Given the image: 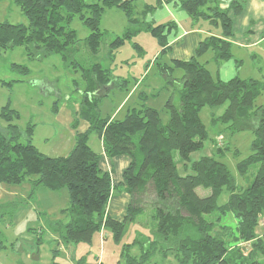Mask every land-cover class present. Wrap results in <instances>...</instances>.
I'll return each mask as SVG.
<instances>
[{
	"label": "trees",
	"instance_id": "trees-1",
	"mask_svg": "<svg viewBox=\"0 0 264 264\" xmlns=\"http://www.w3.org/2000/svg\"><path fill=\"white\" fill-rule=\"evenodd\" d=\"M136 1L12 0L28 20V25L0 21V54L17 46H24L27 54H31V46H34L44 54H59L67 62L79 41L76 31L70 27L76 16L89 30L87 47L96 55L101 38L106 34L100 27L102 15L113 7L124 13L127 27L110 42L109 58L125 40L142 31L156 40L160 54H167L170 51L167 38L174 22L153 24L145 18L171 0L146 4L138 16ZM243 1L232 0L227 8H221L219 0H176L193 23L205 21L209 29L217 27L220 33L203 37L188 60L173 59L159 67L165 86H172L178 92L177 104L173 94L164 104L168 113L165 124L161 122L159 112L144 103L128 108L122 119L101 118L97 101L106 95L108 84L122 88L126 82L118 79L112 82L109 68L98 62L83 73L87 88L79 110H72L71 127L76 128L78 119H82L88 128L75 133L74 144L65 155L48 156L39 152L31 142L32 125L26 128V142H21L15 123L19 114L8 103L3 106L0 118L6 126L0 127V184L16 185L29 180L31 194L39 186L51 191L66 188L69 206L62 211L68 214L69 221L56 224L65 244H90L93 235L102 229L108 230L113 241L118 243L127 226L144 212L138 205V197L151 186L156 200L152 203L151 223L149 221L151 237H154L150 248L160 246L165 253L173 251L177 264H262L255 256H264V240L256 235L255 228L264 213V107L255 105V101L264 90V83L239 76L220 80L216 72V77L212 76L206 65L208 61L197 60L211 51V60L218 69L223 62L233 58L229 40L233 36V21L229 12L233 15L241 13ZM134 47L142 52L138 44ZM72 63L78 64L75 60ZM235 65L238 68L240 61ZM11 68L29 74L25 65L14 63ZM174 68L182 69L180 78L172 76ZM12 84V81L2 82L8 88ZM221 105H225L224 112L213 118L214 121L228 124L231 131L250 129L254 135L251 153L236 164L241 175L256 166L250 184L243 189L238 188L228 167L213 155L186 162L192 152L203 147L208 137L199 115L201 109ZM52 109L56 112V105ZM93 133L102 140L106 156L126 155L129 158L122 184L131 200L121 219L106 213L113 186L109 173L100 168L101 155L89 145ZM216 146L215 154L219 157L229 149L226 143ZM179 163L184 166V171H188L186 174H178ZM198 187L205 191L204 195L197 192ZM224 187L229 194L226 202L218 205L216 200ZM212 214L216 215L214 221L206 218ZM226 214H232L237 222L236 234L232 236L225 227H222L223 231L215 230V223ZM227 235L234 242L233 246L227 244ZM135 242L137 239L133 244ZM247 242H251L250 250L242 245ZM127 246L124 245L123 250ZM151 253L152 250L142 252L139 260L129 256L127 264H145Z\"/></svg>",
	"mask_w": 264,
	"mask_h": 264
},
{
	"label": "rangeland",
	"instance_id": "rangeland-1",
	"mask_svg": "<svg viewBox=\"0 0 264 264\" xmlns=\"http://www.w3.org/2000/svg\"><path fill=\"white\" fill-rule=\"evenodd\" d=\"M94 2L96 0H85ZM154 3V0H137L135 12L143 9L144 4ZM140 17V15H139ZM0 21L9 23H22L28 25V20L22 14L20 8L12 0H0ZM201 25L206 26L202 21ZM70 27L76 31L79 41L73 48L71 59L64 62L59 54H44L34 46L31 54H27L24 46H17L7 49L0 54V110L7 103L10 108L16 110L19 118L15 121L18 130L19 140L26 142L25 131L27 126H33L31 142L39 152L48 156H61L67 154L71 148L70 139H74L68 129L57 119L52 111L53 106L59 107L63 103L79 105L83 101V92L87 88V81L83 75L95 62L101 63L109 68L112 75V82L125 80L122 88L113 87L109 83L106 95H102L97 101L99 116L105 118L122 119L128 108L138 107L144 103L146 106L155 108L159 112L161 122L165 124L168 120V113L165 109V102L173 94L174 102L178 103V92L172 86H165V79L159 73V67L163 63H170L165 54H157L159 50L156 40L147 32H139L130 40L115 50L112 58L108 56L109 44L116 37L120 36L127 27V20L124 13L116 7L107 9L102 15L100 27L106 30L101 38L99 51L96 55L90 53L86 37L89 30L75 16ZM217 30V29H210ZM264 35V34H263ZM138 44L142 52L134 47ZM239 50L234 46L232 54L239 56ZM257 53L256 56H252ZM212 52L207 51L197 60L207 63L212 76L216 77L214 63L211 60ZM75 60L78 64H73ZM157 60V62H154ZM25 65L29 68V74H23L20 70L12 69L11 64ZM241 78H254L264 83V40L258 45L249 48V54L243 59L240 65ZM182 69L174 68L172 76L180 78ZM13 82L8 88L2 82ZM125 99V106L122 110L118 108L121 101ZM255 105L264 107V90L255 101ZM225 105L209 107L204 106L200 111V118L204 123L208 137L203 147L189 155V162L198 160L202 156L213 155L216 160L223 162L234 177L239 189L250 184L256 166H252L247 174H240L236 168L238 161L246 158L250 153V145L254 138L250 129L229 130L228 124L219 120L214 121L224 112ZM6 123L0 118V127L5 128ZM100 140L96 134H91L89 139L90 147L101 154ZM229 145L224 155L219 157L215 154V145ZM216 146V147H217ZM238 151V155H235ZM120 157V156H118ZM116 157V170L121 158ZM177 160L178 157L175 156ZM105 156H101L99 165L104 168ZM103 166V167H102ZM182 163L177 165L179 175H184ZM116 173L113 175V183L117 182ZM31 178H34L32 176ZM0 193V264H127L129 256L139 260L142 252L152 250L148 261L145 264H177L173 251L163 252L162 247L150 248L151 233L142 234L136 228L133 229L132 222L118 243H115L108 230L103 229L93 235L90 244L86 243H63L56 224H66L69 216L62 210L69 206L68 193L66 188L57 191L48 190L39 186L31 194L29 180L21 184H2ZM197 192L201 195L205 191L198 187ZM119 191V190H116ZM124 191L118 192V194ZM116 194V193H115ZM229 192L224 187L217 197V204L226 202ZM123 199L121 208L116 211L113 218L121 219L126 213V207L131 198L128 194L122 193ZM138 205L143 207V213L139 214L138 220L151 228V208L156 200L152 187L140 197ZM126 200V201H125ZM184 214V213H183ZM215 220L216 215L206 217ZM150 221V223H149ZM236 219L232 214H226L220 221L215 223V230H222L225 227L230 236L236 234ZM135 225V224H134ZM145 226V225H143ZM132 236L129 240V233ZM137 233H139L137 235ZM257 236L264 240V213L259 218L255 228ZM103 237L104 238L102 239ZM150 236V237H149ZM137 242L133 244V241ZM227 244L233 246L229 236H226ZM133 240V241H132ZM128 245L124 250L123 246ZM133 244V245H132ZM247 250L251 249V242L242 243ZM166 255H165V254ZM255 259L264 264V256L257 254Z\"/></svg>",
	"mask_w": 264,
	"mask_h": 264
},
{
	"label": "crops",
	"instance_id": "crops-1",
	"mask_svg": "<svg viewBox=\"0 0 264 264\" xmlns=\"http://www.w3.org/2000/svg\"><path fill=\"white\" fill-rule=\"evenodd\" d=\"M232 0H219L221 8H227ZM155 3V0H154ZM153 4V3H146ZM144 4V5H146ZM243 10L241 13L237 15H233L230 11L229 14L233 21V36L229 40L232 43L231 49L235 46L236 50H239V56L236 57L233 55L228 61L223 62L220 67L217 69L214 63V68L216 70L217 76L220 80L227 81L235 76L240 77L241 73V63H243V59L248 56L249 48L254 47L261 43L264 40V0H244L243 1ZM146 21L152 22L153 24H162L169 21L174 22L175 26L172 30H170L168 34V43L170 45V51L165 54L168 58L167 61L171 62L173 59L178 60H188L194 55V49L198 42L205 36L208 35H219V28L214 27L210 30L208 26L201 25V21L198 23H193L187 14L180 8L179 4L176 0H171L167 3H163L161 7L149 13L146 18ZM159 50L155 53L153 58H156ZM257 53H253L250 57L256 56ZM209 62V60H206ZM240 61V65L237 68L236 62ZM207 65V64H206ZM125 99H127V95L124 100L121 101L118 108L122 110L125 106ZM55 106V105H54ZM53 106V107H54ZM57 107V106H56ZM79 105H72L69 103H63L59 107H57V111L54 112L57 119L63 122L62 124L68 129L71 136H75V133L83 132L88 128V124L86 121L82 119H78V123L76 128L71 127V122L73 120L72 110L78 111ZM90 139V138H89ZM100 140V149L101 156H105V166L101 168L103 171L108 172L111 177V183L113 189L111 191L110 198L108 200L106 213L113 217L122 206L123 199L120 198L122 193H126L125 186L122 184L123 181V171L129 164V158L126 155H121L118 158H121L118 163V168L116 170V157H108L103 152L102 140ZM74 144V139H70L71 148ZM70 148V149H71ZM70 151V150H68ZM99 154V153H98ZM103 167V166H102ZM118 179L116 183H113L112 177L114 174ZM2 184H0V193H2ZM119 190V191H116ZM124 191L120 194L118 192ZM116 193V194H115ZM126 201V200H125ZM137 223H132L133 229L137 227L139 233L141 231L142 234L148 235V226L147 224L141 223V221H136ZM135 224V225H134ZM145 225V226H143ZM136 226V227H135ZM132 231L129 233V240L132 236ZM105 231V229H103ZM137 233V235L139 234ZM150 233V230H149ZM107 238L102 236V239ZM133 241V240H132ZM126 245V243L124 244ZM175 256V255H174ZM176 258V257H175Z\"/></svg>",
	"mask_w": 264,
	"mask_h": 264
}]
</instances>
